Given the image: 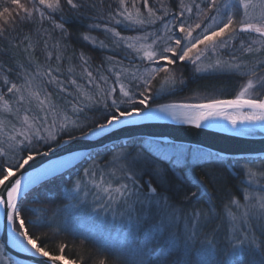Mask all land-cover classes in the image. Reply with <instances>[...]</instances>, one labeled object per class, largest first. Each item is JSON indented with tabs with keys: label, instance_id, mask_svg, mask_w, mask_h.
Wrapping results in <instances>:
<instances>
[{
	"label": "snow or ice",
	"instance_id": "obj_1",
	"mask_svg": "<svg viewBox=\"0 0 264 264\" xmlns=\"http://www.w3.org/2000/svg\"><path fill=\"white\" fill-rule=\"evenodd\" d=\"M114 3L102 12L104 0H0V264H16V249L58 264L73 233L97 251L70 264H264V157L230 162L116 135L140 120L264 128V0ZM76 24L91 50L112 53L95 68L70 44ZM187 65L237 77L239 90L161 102L186 85ZM84 141L98 150L78 151ZM225 164L242 177L217 197L235 207L230 224L209 193L224 190ZM39 203L50 206L42 215Z\"/></svg>",
	"mask_w": 264,
	"mask_h": 264
},
{
	"label": "water",
	"instance_id": "obj_2",
	"mask_svg": "<svg viewBox=\"0 0 264 264\" xmlns=\"http://www.w3.org/2000/svg\"><path fill=\"white\" fill-rule=\"evenodd\" d=\"M126 131L116 130L120 142L129 137L154 139L164 143L190 145L200 147L214 153H222L230 158L264 157V134L238 135L235 131L224 129L214 124L196 128L193 125L184 124L171 119L164 120H140L135 125L122 126ZM78 151L88 152L98 150L91 141H84L77 148ZM67 155V153H64ZM42 163H47V158H37ZM6 233L5 222L0 217V237ZM12 258L16 264H32L29 254L13 250ZM58 264H70L65 261Z\"/></svg>",
	"mask_w": 264,
	"mask_h": 264
},
{
	"label": "trees",
	"instance_id": "obj_3",
	"mask_svg": "<svg viewBox=\"0 0 264 264\" xmlns=\"http://www.w3.org/2000/svg\"><path fill=\"white\" fill-rule=\"evenodd\" d=\"M152 2L153 0H149L150 4ZM109 5H111L113 8L116 6L114 0H104V4L101 6L99 10L102 12H106L108 10ZM45 27H49L48 24H45ZM71 31L73 32V36L71 38L70 44L73 47H75L77 50H84L86 52H89V54L93 56L92 64L94 68L99 66L101 61H106V57L112 54L107 50H100V49L91 50L90 45H87L85 42L79 40V33L84 31V28H82L79 24L73 25ZM93 34L99 36L101 39H104V36L99 32ZM119 55L123 56V53H120ZM124 63L125 65H127L128 61L125 60ZM106 66L107 64L105 63V67ZM184 74L187 80L186 85L179 86V90L175 93L174 96L168 97L167 99L162 100L161 102L167 103L172 101L188 100L190 99L189 97L195 95L196 93H200L204 95L201 99L210 96L228 98L235 95L236 86L237 88L240 87V80L237 77H230L228 75H209V76L196 75L192 70L191 65H187V67L184 70ZM135 139L148 140L146 138H139V137H136ZM171 145L181 146L178 144H171ZM186 147L193 149V147L191 146H186ZM116 150L117 149H115L114 151ZM228 160L232 162L234 159H228ZM243 160L245 159H237L234 161H243ZM194 171L196 175L201 177L203 176V171L201 168L197 167L196 169H194ZM218 172L219 175L223 176L227 181L225 188L224 190H214L212 186L209 185V193L213 197V202L218 205L217 211L221 212L225 216L224 211L225 208L229 205V202L225 199L224 205L221 206L220 201L217 199V197L219 196L223 198L225 190H231L235 192L236 186L239 184V179L242 177H240L238 167L234 170L233 168H230L227 164L220 166ZM237 195H239V193H237ZM203 203H204L203 201H200L201 205H203ZM49 207L50 206L47 203H39L33 205V208L36 210L37 214L39 215H42L41 210H46ZM75 235L76 234L73 233L71 235H64L62 237L63 241L68 245V247L65 249V253H64L65 257L71 262L75 259L77 253L86 252L92 254L93 258H95L97 250L91 245H85L84 243H82L80 239L75 238ZM89 264H91V261H89Z\"/></svg>",
	"mask_w": 264,
	"mask_h": 264
},
{
	"label": "rangeland",
	"instance_id": "obj_4",
	"mask_svg": "<svg viewBox=\"0 0 264 264\" xmlns=\"http://www.w3.org/2000/svg\"><path fill=\"white\" fill-rule=\"evenodd\" d=\"M256 12L258 13L259 12V8H257L256 9ZM125 35H134V33H131V32H126V33H124ZM249 37H248V34H243L239 39H237L236 41H235V43L237 44V45H239V42H240V39H248ZM108 66V65H107ZM106 66V67H107ZM193 70V69H192ZM196 75H207V74H204V73H195ZM209 76V75H208ZM197 94V95H196ZM195 95H192L191 97H189V98H193L192 100L193 101H198V100H200L204 95L203 94H200V93H196ZM234 131V130H233ZM236 132V131H235ZM260 134H264V128H261L259 125H257V126H254V129H253V131H251L249 134H246V135H260ZM176 147H178V148H182V149H192V148H188V147H186V146H176ZM195 149H202V148H199V147H193V149L192 150H195ZM202 150H204V149H202ZM116 151H119V149H117ZM204 151H206V150H204ZM235 162V161H234ZM228 210H233V211H235V207L234 206H230V205H228L226 208H225V217H226V213H227V211ZM227 218V217H226ZM228 219V222H229V224L231 223V221H230V218H227ZM257 235H259V233H257Z\"/></svg>",
	"mask_w": 264,
	"mask_h": 264
},
{
	"label": "bare ground",
	"instance_id": "obj_5",
	"mask_svg": "<svg viewBox=\"0 0 264 264\" xmlns=\"http://www.w3.org/2000/svg\"><path fill=\"white\" fill-rule=\"evenodd\" d=\"M206 76V75H205ZM239 90V88H237L236 86V89H235V94L236 92ZM233 97V96H232ZM232 97H228V98H232ZM211 124H214L216 126H219V127H222L224 129H229V130H232V127L230 124H228L226 121H223V120H220V121H216V122H213ZM164 143V142H163ZM165 144H169V143H165ZM170 144H173V143H170ZM259 158V156L257 157Z\"/></svg>",
	"mask_w": 264,
	"mask_h": 264
}]
</instances>
